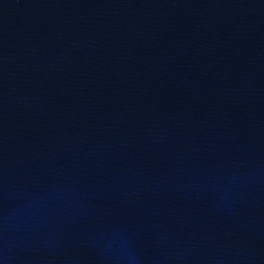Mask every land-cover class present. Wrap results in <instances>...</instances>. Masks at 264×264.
I'll return each mask as SVG.
<instances>
[{
	"label": "water",
	"instance_id": "1",
	"mask_svg": "<svg viewBox=\"0 0 264 264\" xmlns=\"http://www.w3.org/2000/svg\"><path fill=\"white\" fill-rule=\"evenodd\" d=\"M0 264H264V0H0Z\"/></svg>",
	"mask_w": 264,
	"mask_h": 264
}]
</instances>
